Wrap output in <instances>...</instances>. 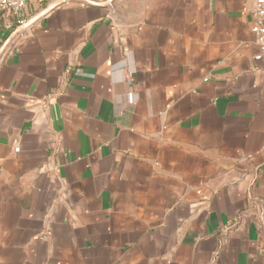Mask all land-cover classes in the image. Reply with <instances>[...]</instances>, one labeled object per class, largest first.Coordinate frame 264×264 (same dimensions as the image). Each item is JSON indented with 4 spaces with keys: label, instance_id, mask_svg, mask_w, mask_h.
<instances>
[{
    "label": "crops",
    "instance_id": "obj_1",
    "mask_svg": "<svg viewBox=\"0 0 264 264\" xmlns=\"http://www.w3.org/2000/svg\"><path fill=\"white\" fill-rule=\"evenodd\" d=\"M254 2L0 10V264H264Z\"/></svg>",
    "mask_w": 264,
    "mask_h": 264
},
{
    "label": "built area",
    "instance_id": "obj_2",
    "mask_svg": "<svg viewBox=\"0 0 264 264\" xmlns=\"http://www.w3.org/2000/svg\"><path fill=\"white\" fill-rule=\"evenodd\" d=\"M30 0H0V10H9L13 14L20 16L19 25L25 26L27 21L23 18L24 12ZM254 24L252 33L256 38L257 52L254 55L256 62L264 66V0H255L253 6ZM16 153L20 152L19 141L14 142Z\"/></svg>",
    "mask_w": 264,
    "mask_h": 264
}]
</instances>
